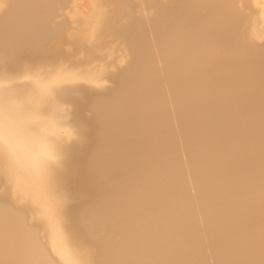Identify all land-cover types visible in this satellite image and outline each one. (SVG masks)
<instances>
[{"label": "bare ground", "instance_id": "obj_1", "mask_svg": "<svg viewBox=\"0 0 264 264\" xmlns=\"http://www.w3.org/2000/svg\"><path fill=\"white\" fill-rule=\"evenodd\" d=\"M54 1L56 0H9L10 9L7 15L0 18L1 45L9 42L19 31L41 33L40 29L44 27L46 18L51 14ZM178 1L179 9L176 20L172 24L169 23L168 25L167 23V27L163 24L165 28L161 25V28L155 31L156 51L144 47L147 45V37L143 27L139 25L140 22L133 25L134 27H130L129 25L134 24V20H130L132 23L128 26L134 28L132 38L127 34L119 36L114 33L116 28H108L107 18L110 16L107 17V15H111V12L117 8L118 0H99L97 15L95 14L96 16L91 20H82V22L85 21L84 24L89 27L90 31L85 40L77 39L76 41V38L71 36H68V39L61 38L62 40H56L55 43L49 45L44 44L35 51L21 53L13 64L8 65L9 70L21 71L18 72L21 75L41 63L43 65L51 64L52 68L57 69L61 59L71 57L75 52H80L79 59L97 62L106 54L110 46L119 43L128 44L130 41L134 42V64L126 74H122L121 79L119 78V83H117L119 87L115 89L117 91L113 92L112 96L108 95L111 97L107 96L108 98L106 97L104 100L94 102L96 105L94 106L93 103V108L90 107L93 111V122L90 121V124L92 122L91 127L95 125V131L90 130L91 133L88 132L87 135L91 136L92 140L90 137L88 139L92 141L93 148H91L86 160L82 161L83 166L80 169L77 168L81 175L75 177L78 182H74L73 185L76 184V186L74 188L71 186L74 195L88 193L89 190L86 191L88 183L94 184L95 188L97 186L96 189H101V191L97 190L102 192L98 193V198L102 195L100 196L102 198L98 200L99 204H97L98 202L93 203V207H91V209L94 208L91 212V215L94 213V222L99 220V217H107L106 213L108 211L109 214L110 211L107 210L110 209L107 207L108 204L113 205L112 207L115 206L121 209L126 207V209H129L126 210L127 213H130L129 215L126 213L129 218L126 217V219L121 214L125 211L122 210L121 212L120 209H118L120 211H116V213L121 212L118 214H121L119 216H122L121 218L124 220L130 219L131 225L129 228L126 227L129 223L127 220L128 223L122 221L125 225L121 226L120 221L119 227H125L123 229L118 227V232H115L117 228L113 229L115 237L117 233L121 232L119 239L116 238L118 241L114 239L115 243L113 239L109 240L104 237L107 240H103L101 247H99L100 245L97 246L101 252L99 254V264H250V260L246 256V259L241 257L239 251L234 247L238 245V242H247L243 238V231L247 227L245 224L248 219L255 218L257 220L259 216H264V194L259 201V197L262 195L260 193H263L264 190L263 192L260 191L264 188L258 191L262 187L260 185L256 191L257 193L260 192L257 194H260V196H254L259 203L255 204L257 209L253 212L248 211L246 213L244 207V210H242L241 204L243 201L240 205H237L238 203L236 204L234 198L241 190V193L245 195L246 189L244 191L243 189L248 187L244 182V177H241L243 173L237 175L241 173L236 172L240 169V167L238 169V166L251 161L249 168L245 165L246 169H244L249 173L254 171V174L261 165L264 166V55L262 54L264 52H254L247 49L249 47L243 48L240 46L242 44L239 43L238 38L241 36L242 24L243 27L245 26L243 30L247 32L250 20L248 24L246 22L244 25L242 12L238 13L237 8L239 5L235 0ZM234 1L237 7L232 4ZM100 29L104 31L101 34L98 33ZM73 38L75 39L73 40ZM69 40L73 41V44H67ZM242 42H245V40ZM2 76L10 77V74L6 71L2 73ZM11 77L13 78L14 75ZM58 77L55 76L54 79ZM14 82L19 83L17 80ZM2 83L5 85H0L6 86L8 82ZM10 87L4 93L0 91V100L3 101L7 102L8 98L15 96V99L11 100V105L7 102V106L10 105L8 111H11L10 108H12V113L9 112L10 123L1 126L6 130L7 137L9 135L20 136L23 134L22 131L36 128L38 123H44L41 120L26 121L18 114L27 112V115L34 109L31 110L29 104L31 96L28 98H25V96L36 93V96L45 102V105L51 103L55 98L62 97L58 95L61 93V88L58 89L55 84L51 83L42 86L40 92L31 91L26 86V88L12 85ZM103 98L101 97V99ZM70 99L71 108L73 107L75 113L73 112V117L71 115L72 111L69 109V113L71 112L69 115L74 119H67V121L72 120L70 126L77 130L83 128L80 113L77 112V107L80 109L81 106L78 105L74 97ZM44 110L52 112L56 108L45 107ZM67 121H62V123H67ZM57 131V125L49 130L36 129L31 136L26 135L24 139L28 145L33 144L31 145L33 147L36 144L38 146L35 155L32 157L27 156L28 159L25 158L19 162L9 161L6 166L1 163L0 264H94L92 257L95 253H98L94 251L96 248H92L93 246L85 241L86 237L82 236L84 239L81 237L82 234L80 235L78 231L79 227L74 226L76 224H66L61 220V207L66 208L70 203L63 201L65 200L64 196L60 194L54 200L52 195L47 193L43 181V174H45L46 169L42 168L41 170L36 163L37 160L46 159L48 156L47 150H56L59 144L69 141L68 136H59ZM67 132H69V129ZM73 132L75 134V130ZM69 134L72 135V132ZM75 135L72 136L74 138L78 137L77 140H79L80 137ZM3 136L5 137V133ZM20 137L19 139H22ZM75 142L74 140L73 144ZM71 143L68 142L66 145ZM73 144L71 145L74 146ZM23 146H26V144ZM179 146L187 157H191L190 159L194 156H197L198 160L201 157L206 159V157L214 156V158L212 157L213 161V159L218 158L219 153L226 152L224 157L220 156L221 162L218 164L216 162L217 166L213 165L215 168L212 171L209 170L210 174L207 167L205 171H202L205 174H202L201 169L203 167L201 166L198 175L202 174V178L209 174L208 177L212 176L211 178H214L213 176L217 175L218 177L215 179H219L220 176L221 180L220 184H216L217 190H214L215 185L211 186L214 182V180L211 182V179L205 183V186L201 185L204 186V191H208V195L201 190L202 195H206V197L202 199L200 196L199 200V196L198 198L195 196L196 200L198 199L194 203L198 207H195L196 210L192 208L193 202L196 200L191 202L192 206H189L192 209H190L187 204L189 201L177 197L176 200L180 198V203L184 204L185 207L188 206L184 210L183 207L181 208V204L173 202L171 198L174 195V200V197L182 195L180 192L185 189H178L180 191L178 192L176 191L178 187L187 186L186 183L182 185L184 181L177 188L176 186L173 187L174 184L170 186L171 183L177 181L179 183V180L185 178L184 175L188 180L191 176L187 177V174H183L185 170L183 169V163L180 161L179 153L181 151H179ZM212 161L210 162L212 163ZM227 163H229V167H232L227 169ZM185 165L189 170L193 166L192 164L189 168V165ZM194 165L196 164L194 163ZM56 167L59 171L62 169V166L60 168L59 165H56ZM194 168L196 167L194 166L192 169ZM224 168L226 169L223 170ZM197 169L199 170V167ZM112 173H117L119 176L122 174L123 178H120L119 182H113L116 180L114 178V180H110L112 176H109ZM234 173L237 174L234 175ZM259 173L255 176L260 177ZM56 174L60 176V173ZM247 174V172L244 173L245 178ZM203 175L205 176L203 177ZM255 176L254 178H256ZM250 179H253V177ZM194 180L191 182L194 183ZM255 180L252 183L256 182ZM165 181L168 184L164 185ZM193 183L192 185H194ZM195 185L198 184L195 182ZM248 185L250 190L252 186H255L253 184L252 186ZM172 187L175 188V193L178 192L179 194L171 195V192H174ZM212 187L214 188L211 189ZM165 188L170 192L168 193L171 196L169 200L172 203L171 205L168 204L170 205L168 207L171 209L167 214L165 209L166 215L164 218L161 216L162 219L160 218L156 223L155 216L151 218L154 214H143L146 211L144 205L151 199L148 200L150 194H154L155 198L153 199L154 196H152L150 202H152V205H156L157 208L158 206L161 208L160 205L164 198V202L169 201L168 197L162 194L166 190ZM163 189L165 190L163 191ZM14 190L15 195L13 194ZM250 190L248 189V191ZM158 191L162 193L158 194ZM235 191H239V193L237 192V194ZM192 192L194 194V190ZM233 192L236 193L234 198ZM189 193L186 192L185 194ZM220 193L224 195V197L222 195V199ZM192 195L188 196L193 199ZM217 195L221 201L219 200V203L216 204L213 199L217 198ZM243 195L242 197H245ZM250 195L253 197L252 194ZM166 199L168 201H165ZM241 199L247 201L246 198ZM181 200L186 203H182ZM173 203L177 206H174ZM252 204H254V201ZM94 205L98 206L94 207ZM179 205L182 209L181 212V209L175 208ZM105 206L107 207L106 211H104ZM142 206H144L145 211L142 208L141 213L143 212L142 214L146 218V215H148L147 221L149 218L154 220V224L153 222L149 224V221L148 224H144L147 222L143 223L140 217H138L139 219L136 218ZM115 207L113 208L114 211L112 210L113 216L116 214ZM151 208L148 207L147 211L148 209L153 211L154 207ZM153 212L157 213L158 211ZM113 216L109 215L108 221H112ZM158 217L157 219H159ZM239 218L247 221H244L245 224L242 221L238 222ZM263 218L261 217V219ZM82 219L78 221L81 227L85 226L84 228H86L90 225L93 228L88 220L86 222V218L85 221ZM253 219L251 220L253 221ZM90 221L93 224L92 218ZM108 221L105 220L106 223L111 225L114 219L112 222ZM263 221L260 220V223ZM141 222L145 228L142 224L140 225ZM114 225L116 226V224ZM261 226L264 225L261 224ZM258 228L256 231L259 230ZM89 230L91 232L92 229ZM63 231L70 235L69 240L76 242L71 244L68 239L62 236ZM248 231L249 229H247ZM57 234L62 246L64 244L69 245L67 248L60 250L54 244L51 248L46 246L47 236ZM90 234L92 235V232ZM253 234L254 232L248 235L254 236ZM258 236L260 238L263 235ZM250 244L249 242L248 246ZM241 246L240 248H242ZM261 246L260 248H264V244ZM247 251L250 254L253 253V255L254 253L256 255L257 252L254 248H249ZM244 253L246 254V251ZM255 262L257 263V260ZM95 264H97V260Z\"/></svg>", "mask_w": 264, "mask_h": 264}, {"label": "rangeland", "instance_id": "obj_2", "mask_svg": "<svg viewBox=\"0 0 264 264\" xmlns=\"http://www.w3.org/2000/svg\"><path fill=\"white\" fill-rule=\"evenodd\" d=\"M98 1L99 0H56V1H54V4L52 5L53 7H52V10H51L52 11L51 14H49L50 16L48 15V17L46 18L44 27L40 29L41 33H38V32L34 33V32H30V31H25V32L24 31H19L13 36L12 39H10L9 42L4 43L3 45H1L2 43H0V84L5 85L2 82H5V83L8 82L9 83V84L6 83V86L0 85V91H2V93H4L5 90L10 89L11 85L12 86H17V87H25L26 86L31 91L40 92L41 87L45 86L48 83L55 84L58 87V89L61 88L60 92L62 93L61 94L59 92L60 94H58L59 96H62L61 98H59V97H58L59 99L55 98V100H52V102L47 104V105H45V102H43L39 97L36 96L37 95L36 93L28 94L27 97L25 96V98H28V97L31 96V102L29 104H30L31 110H32V108H34V109H33V111L31 113H29L27 115H26L27 112H23V113L20 112L18 114L21 117H23L24 120H26V121L35 122L37 120H41L44 123H38L36 128H29L28 131H22L23 134L20 135L22 137L15 136V135H9L7 137L6 130L3 127H1L2 125H0V132L2 134L5 133V137L7 138L8 142L11 144V147H12V156H11V158L8 161L0 160V169L2 168V165L6 166V164L9 161L19 162V161H23L25 158L28 159L27 156L28 157H32L33 155H35V151H37L38 146L36 144H34L35 147L34 146L32 147L31 145H33V144L28 145L27 142L24 141V139L26 138L25 137L26 135L31 136L36 129L37 130H49L50 128H52V127L57 125V127H58L57 133L59 134V136H61V135L62 136H68L67 138L69 139V141H67V143L68 142L71 143L72 139L74 138V136H72V135H75L77 133L76 135L79 136L80 138H79V140H77L78 137L74 138V140L76 141L75 144H73L74 140L71 143L74 146H72L71 144H69L71 146L66 145L67 143L63 142V143L59 144L61 146L58 145V148L56 150L55 149L47 150L46 152H48L47 153L48 156L46 157V159L45 160H41V161L37 160L36 163H37V166L41 170H42V168L46 169L45 174H43L44 175L43 181H44V185H45L47 193L52 195L54 200L57 199L58 194H60V195L64 196L65 200H63V201H67V202L70 203L69 204L70 206L68 205L66 208H63V206L61 207V209H60L61 220L64 221L66 224H70V225L76 224L74 226L76 228L79 227L78 231L80 232V235L82 234L81 237L82 236L86 237L87 239L85 238L86 239L85 241L86 242L88 241L87 243H90V245L93 246L92 248H96L94 251L95 252L97 251L98 253L94 252L95 254L92 257L93 258L92 262L94 264L96 263V260H97V264H99V260H100V255L99 254L101 252L99 251L98 248L102 246L101 243L103 242V240L106 241L107 239H109V240L110 239H113V240L115 239L116 241H118L116 238L119 239L121 232L119 234L117 233L116 237H115V232H118L119 224H121L122 221H124V223H126V224L129 221V223L127 224L128 226H126V227L129 228V226L131 225L130 224V219L129 220L127 219L128 221L124 220V219H126V217L129 218L128 215L130 213H127L128 211H126V210L128 208L126 209V207L120 206V207L124 208V209L123 208L121 209V208H118V207L114 206L115 209H116L115 213H116V211H120V210H121V212H122V210L125 211V212H122V213L121 212H117L113 216L112 210L114 211V209H113L114 207H112L113 205L110 206V204H108L107 207L110 208V209H107V210H110V211H109V214H108V211H107V213H106L107 217H105V218L104 217H99L98 218L99 220H95V222H94V218H93L94 217L93 216L94 213H92V215H91V212H92V210H94V208L91 209V207H93L92 206L93 203L94 204L97 203L98 200H100V198H102V197H100L102 195H100L99 198H98V195H99L98 193H102V192H100L101 189L100 188L96 189L97 186L95 188L93 183H92L93 185H91V183H88L87 185L85 184L86 187L88 188L86 191L89 190L88 193H86L84 195H74L72 193V191H71V186L73 188L76 186V184L73 185L74 182L75 183H76V181L78 182V179L75 178V177L76 176L79 177L81 175L80 171L77 168L80 169V167L83 166L82 161L86 160L87 156H89V154L91 152L90 151L91 148H93V143L91 141L92 140L91 136L87 135L88 132L91 133V131L95 129V125L94 124H93L94 126L91 127L92 122H93L92 121V117H93V113L92 112L93 111H92V109L90 107L93 108L98 101L106 99V97L108 95L112 96L113 95L112 93L113 92L115 93L117 91V90L115 91V89H118L117 87H119V85L117 83H119V80L122 78V76L124 74H126L127 71H129L131 69L132 65L134 64V62H133V61H135V56H134L135 53H134V47H133V43L134 42L130 41L128 44L119 43L117 45L110 46V48L107 49L106 54L103 55V57L97 62H92V61L89 62V61L83 60L81 58L79 59L80 52H75L73 56L61 59L59 61L58 65H57V69H55L54 67L52 68L51 64L43 65L42 63L41 64L37 63L38 65H35L32 68V70H29L28 72H25L24 74L21 75L20 73H18V72H21V71H17L15 69L9 70L8 65L13 64L15 62V59L23 52L25 53L26 51L27 52L28 51H35L39 47L41 48V46H43L44 44L45 45L53 44V42L55 43L56 40L57 41L59 39L62 40L64 38H67L68 36L69 37L70 36L71 37H75L76 41H77V39L85 40L89 36L90 31H89V27L84 24L85 21L82 22V20H85V19L86 20H91L97 15V12H98L97 8L99 7V4H98L99 2ZM235 1L239 5L238 6L239 9L237 8L238 13L242 12L241 13L243 15L242 22L244 23V25L246 24V22L248 24V21L250 20L249 24H248L249 30H247V32H245V30H243L245 28V26L243 27V24H242V30L240 32V35L243 36V37L239 36V38H238L239 39V43L242 44L240 46H242L243 48L249 47L247 49H250L251 51H254V52L255 51L259 52V53L264 52V0H235ZM235 1H234V3H232L233 5L236 3ZM178 3H179L178 0H118L117 8L113 12H111V15H109V14L107 15V17L110 16L109 18H107L108 19L107 26H108V28L109 27L110 28H114V29L116 28V32L114 31V29H113V31H114L115 34H117L119 36L123 35V34H127V35L131 36V38H132L133 37V35H132L133 32L132 31H133L134 28H130V27H134L133 25H136L137 22L138 23L140 22L139 25L143 27L145 36L147 37V45L144 46V47L150 48V50L156 51L157 47H156V35H155L156 32L155 31H156V29L161 28V25L163 26V28H165V25L167 27V23L169 25V23L172 24L176 20L175 18H177L176 15H177L178 9H179L178 8ZM2 4H3V6H0V18H2L5 15H7L8 11L10 9L9 0L2 1ZM235 7H237L236 4H235ZM239 10H240V12H239ZM172 19H173V21H171ZM130 20H134L133 21L134 24L129 25L130 23H132V21H130ZM163 24H165V25H163ZM154 26L157 27V28H155ZM145 28H147V29H145ZM118 29H119V31H118ZM249 31H250V33H249ZM103 32L104 31L102 29L98 30L99 34H101ZM152 32H153V34H151ZM65 34H66V36H64ZM124 37H123V39H124ZM240 37H241V39H240ZM75 38H73V40ZM242 38H245V39H242ZM66 40H64V41H66ZM240 40H241V42L245 40V42L241 43ZM153 42H155V43H153ZM67 44H69V45L73 44V41L69 40V42H67ZM262 54L264 55V53H262ZM121 59H123V61H124L122 64L120 63ZM6 71H7V73L10 74V77H8L9 75L6 76V77L2 76V73L6 72ZM13 75H14V77L12 78L11 76H13ZM15 75L17 77L18 76L19 77L15 78ZM55 76H57V77L59 76L58 77L59 79L58 78L54 79ZM70 77H72V78H70ZM63 78H64V80H63ZM16 80L19 83L14 82ZM13 83H15V84H13ZM59 83L60 84L62 83V84L60 85ZM58 84H59V86H58ZM63 86H64V88H63ZM62 88H63V91H62ZM63 95H66V96H63ZM111 96H108V97H111ZM14 97L7 99V102L10 105H11V100L15 99ZM73 97L75 98V101L78 103V105L81 106L80 109L77 107V112L79 111V113H80V121L83 124V128H80V129H77V130H76V128L70 126L71 125L70 122L74 119V118H72L70 116L75 113L74 109H72L73 107L71 108V99L70 98H73ZM101 97L102 98L104 97V98L101 99ZM94 102H96V103H94ZM93 103H94V106H92ZM10 105L8 107H10ZM44 105L47 108H56V110H53L54 111V112L52 111L53 113L51 111H49V110H44L45 107L42 108V106H44ZM69 109H70V111H72V113L70 112L71 115H69L70 114L69 113ZM10 110L11 111H8V112L12 113V108H10ZM71 118H72V120L70 122H68L67 119L70 120ZM64 120L67 121V123H62V121L65 122ZM90 121H92L91 124H90ZM59 124H60V126H59ZM67 124H68L69 127L67 126ZM68 129H69V132H67ZM81 129H83V130H81ZM74 130H75V134L73 132ZM70 132H72V135L69 134ZM81 132H82V134H81ZM65 134H67V135H65ZM69 136H70V138H69ZM19 137L22 138V139H19ZM89 137H90L91 140L88 139ZM178 137H180V136H178ZM70 139H71V141H70ZM179 143H181V142L179 141ZM24 144H26V146H23ZM34 148H36V149L33 150ZM179 151H181V152L179 153ZM179 151H178V153H179L180 161L183 163V169L185 170V172L183 174H187V177L190 176V175L191 176L189 177V180H188V178H186V175H184L185 178H183V176H182L183 179L181 181L179 180V183H178V181L177 182H173V183L170 182L171 183L170 186H172L174 184L173 187L176 186V188H177L179 185H181L182 181H184V183H182V185H184L186 183V185H187L186 187L187 188L185 186H183L185 188L180 186L176 190V191H178V189H180V190L181 189L182 190L185 189L182 192L178 191L184 196L182 197V195H178L179 193L176 192V193H178L177 194L178 196H176V198L174 197V200H173V196H174L173 194H176L175 193V188H173V187H172V191H174V192H171L172 193L171 195H173L172 197L168 194L170 192H168V190L166 188H165L166 190L163 189V191L165 190L164 191L165 193L164 192L163 193L161 192V193L164 194L165 197H168L167 198L168 200L171 197L172 201L173 202H177V204L178 203L181 204L180 203V198L181 199L184 198L185 201L187 200V201L190 202V203L189 202L187 203L188 206L189 205L192 206L191 202L196 200L195 196L197 198L199 196V200H200V196L203 199L204 197H206V195H208V191H204L203 187L206 185L205 183H207L209 181V179H211V182H212V180H214V182H212V185H211V182H210V185L211 186L215 185L214 186L215 188L212 187L211 189H213V188H214V190L218 189V187H216V184H220L219 183L220 180H221L220 176H219V179H215V178L218 177L217 175H214L213 176L214 178H211L212 176L208 177V176H210L209 175L210 174L209 170L212 171L213 168H215L213 165L217 166V164L221 162V157H224V153H226V152H223V153L221 152L222 154L219 153L218 158L213 159V161H212V157L214 158V156H212V157L210 156L211 160H210V157H206V159L201 157V158H199L200 160H198L197 156L196 157L194 156L195 159L194 158L190 159L191 157L190 156L187 157V155H185V153L182 151L180 146H179ZM181 155H182L183 158L181 157ZM197 160H198V162H197ZM203 160H205V161H203ZM206 160H209V161L207 162ZM216 160H219V161H216ZM184 161H186L187 163L186 162L184 163ZM210 161H212V163ZM216 162H217V164H216ZM250 162L251 161H248V163L245 162V165L248 168H249ZM1 163H2V165H1ZM191 163L193 164V166H191V170H189L188 167H186L185 164L189 165V168H190V165H192ZM194 163L196 165H194ZM199 163L201 164L200 166H199ZM56 165H59L60 168L62 166V169H60V171H59L57 169ZM226 165H225L226 168L228 167L227 169L232 167V166H230V167L228 166L229 163H227ZM242 165H243V168H242ZM245 165L241 164V166H238V169H239V167H240V169L239 170L237 169L238 171H236V172H238V173L241 172V173L240 174L234 173V175L235 174L241 175L243 173L241 177H244V180H245L244 182L248 186V187L245 186L246 188L243 187L244 188L243 191L246 189L247 192L245 190V193H244L245 195H243V193H241L242 190H241L240 193H239V191H235L236 193L238 192L239 194L237 193L238 195H236V193L233 192L234 193L233 194V198L236 195L235 196L236 200L234 198V201L236 202V204L238 203L237 205H240L242 203V201H243V203L241 204L242 205V210H244L243 209V207H244L245 208V212L247 213L248 211L253 212V211H255L257 209V206L255 204H257V202L259 203V201L261 200V198H262V196L264 194V192H263L264 189H262V188H264V186H263L264 185V182H263L264 181L263 180L264 179L263 178L264 166L261 165L260 166L261 169L260 168H258V170L256 169L257 171H255V174H254V171L250 172L252 174V176H251L249 171L245 170L246 169ZM194 166L196 168L192 169ZM201 166L203 167V169H201L202 168ZM198 167H199V170L197 169ZM206 167L208 168L207 170H208L209 174L206 171V173L208 175H206V176L203 175V177L204 176L205 177L202 178L201 177L202 174H205V172L203 173L202 171H205ZM186 168L188 169V171H187ZM226 168H224L223 170H225ZM200 169H201L202 174L198 175V173H200L199 172ZM259 169L261 170V172H260ZM191 172L194 173V174H192ZM245 172H247L249 174V175L247 174L246 178H245V175H244ZM56 173H60V176H58V174H56ZM117 173H119V172H117ZM117 173L116 174L112 173L113 175L110 174L109 176L110 177L112 176L111 177L112 179L109 177L110 180H114L115 179L116 181H113V182H117V181L119 182L120 181L119 179L123 178L122 174H120V176L122 175V177H120ZM258 173H259L260 177H256L255 176ZM229 174H230V172H229ZM197 175H198V177L200 176V178H198ZM261 175H262V177H261ZM193 176L195 177V180H194ZM231 176H232V174H231ZM254 176L256 178H254ZM237 177H240V176H237ZM247 177H249V178H247ZM251 177H253V179H250ZM196 178H198V179H196ZM260 178H262L261 181H260ZM257 179H258V182H257ZM192 180H194V183L191 182ZM254 180L257 183L256 182H254L255 184L252 183ZM195 182L198 185H199V183H201L199 185V190H198V185L196 186ZM192 183L194 185H192ZM166 184H168V183L165 181L164 185H166ZM248 184H250L251 186L253 184L255 186H252V189L250 190V186ZM201 185H204V186H201ZM260 185L262 187L258 190V187H260ZM256 186H257V188H256ZM201 188H203V189H201ZM186 189H188L191 192L189 193V191H187ZM248 189L250 191H248ZM253 189L255 190V192H254ZM97 190H100V191H97ZM193 190H194V194L192 192ZM201 190H203V193H206L205 196L202 195L203 193H202ZM257 190L258 191L261 190L260 192H263V193L258 192V193L262 194L261 196H260V194L257 195L258 194L256 192ZM183 192H184V194H183ZM186 192L189 193V194H185ZM195 192H197V193H195ZM161 193L158 191V194H161ZM218 194H219V192H218ZM250 194H252L253 197L254 196L255 197H259L260 196L259 197V201H258L257 198L251 197ZM188 195H190V196L192 195L193 199H191L192 197H189ZM222 195H223V193H220V198L221 199H222ZM242 195L245 196V197H242ZM152 196H154L153 199L155 198L154 194L153 195L150 194L148 200L151 198L150 200L152 201ZM160 196H162V195H160ZM237 196H239V197H237ZM177 197H180L179 200H176V199H178ZM207 197H209V196H207ZM223 197H224V195H223ZM248 197H249V199H247ZM217 198L213 199V201L214 200L216 201V204L219 203V200H220L218 195H217ZM241 198H246L247 201H245V199H241ZM159 199H160V197H159ZM164 199H163V201H162V203L160 205V206H162L161 208L159 206L157 208L156 205L155 206L152 205V202H150V200L147 201L148 203L150 202V204L146 203L144 205L145 208H146V211L143 208L144 206H142L140 208V210L138 212V216L136 218L140 217V219H141V221L143 223L147 222V223H144V224H148L149 222H150L149 224H152V222L154 224L155 223L154 220L157 223L158 220H160L161 216H162V218H164V216L167 214V212L171 209L169 207H170L172 202L170 200L168 201L166 199L165 201H168L166 203V202H164ZM197 200L195 202H193V206H192V208H194L195 210L198 208L194 204V203L197 202ZM217 200H218V202H217ZM250 200L252 202L254 201V204H252V202ZM185 201L181 200L182 203L183 202L186 203ZM160 202H161V199H160ZM97 204H99V202ZM168 204H170V205H168ZM173 204H172V207H173ZM177 204H174V206H177ZM248 204H250V205H248ZM150 205L152 206V208H151ZM246 205H248V206H246ZM95 206H98V205H94V207ZM188 206L186 205L187 208H188ZM191 206H189L190 209H192ZM251 206H254V207H251ZM107 207L105 206V208H104L105 210L104 211H106ZM148 207L151 208V209H153V207H154L153 211L157 210L158 212H161V213L159 214L158 212L156 213V212H153L152 210L150 211V209H148V211H149L148 212L147 211ZM182 207H183V209L184 208L187 209L184 204H181V208ZM195 207H197V208H195ZM142 208H143V211H145V213L142 212L143 214H147V213H148V215L151 214V213L154 214L152 216L150 215L151 218L155 216L154 220L149 218L148 219L149 222H148L147 221L148 215H146L147 216V218H146L145 215H143L141 213V209ZM162 208H163V210H161ZM175 208L176 209L177 208L181 209L180 205L178 207H175ZM118 209H120V210H118ZM165 209H166V214H165ZM181 211H182V209L180 210V212ZM118 213H121L122 216H124V219L121 218L122 216L121 217L119 216L121 214H118ZM124 213H125V215H124ZM106 214H104V216H106ZM155 214H158V215H155ZM161 214H163V215H161ZM109 215L113 216L112 221L114 219L113 223L116 224V226L113 223H111V225L113 224L114 227L111 226L110 223L109 224L106 223L108 221V219H109V217H108ZM144 217L146 218V220L144 219ZM157 217L159 219H157ZM261 217L263 218L264 216H261ZM261 217L259 216L260 220L263 221L264 218L261 219ZM76 218H79V219L76 220ZM85 218H86V222L88 220L89 221L88 223L91 224V226L93 225V228H91L90 225H89V227L87 226L89 229H92V230L94 229L93 230L94 233L91 230L92 235L90 234L91 232H90V230L87 227L84 228L85 226L81 227L78 224L79 223L78 221L80 219L85 221ZM91 218L93 219V224L90 223L92 221V220L90 221ZM259 218L258 219L256 218L257 220H255V218L254 219L250 218V219H248L249 223L246 222L247 220L246 221L244 220L246 222V224L242 220V218L241 219L239 218L237 220L238 222L242 221L247 226V227H245V230L243 231V233H244L243 238L246 239L248 243L246 241H243V243H241V242L239 243L238 242L237 244L239 246L236 245V247H234V249L239 251V255L241 257L245 258V256H246L247 259L250 260L249 261L250 264H253V262L255 264L256 260H257L256 264H259L260 262H262L264 264V251H263L264 248H260V247H262L261 245L264 244L263 243L264 242V239H263L264 238V226H261V224L264 225V221L262 223H260ZM120 219H122V220H120ZM251 219H253V221L254 220L255 221L253 222ZM105 220H106V222H105ZM258 220H259V222H257ZM109 221H111V220H109ZM120 221H121V223H120ZM104 222H105V225H104ZM142 222L140 223V225L142 224L143 228H145V226H144V224ZM251 223H252V225H251ZM106 225H110V226L107 227ZM122 225H125V224L122 223L121 226ZM250 226H252V227H250ZM255 226L257 228H258V226H260L261 229H260V227L258 228L260 231L259 230L256 231L257 228ZM124 227L125 226H123L122 228L119 227V229L120 228L123 229ZM114 228H117L115 232L113 230ZM246 228L249 229L248 232L250 234H252V232H254V234H253L254 236L248 235L249 233L247 232ZM110 229L113 230V231H111ZM106 230L108 231V233L109 232H111V233L108 234ZM63 232L64 233H62V236H64V238L69 240L70 239V235L67 234L66 231H63ZM46 235H47V232H46ZM89 235H91V236H89ZM104 235H106V236H104ZM109 235L110 236L112 235L111 238H109L110 237ZM258 235H263V236L262 237L260 236V238H259ZM245 236H246V238H245ZM104 237H106L107 239H104ZM47 238L48 239L46 240L45 243H46V246L49 247V248H51L53 246L52 244H54L56 246V248H58L60 250L63 249V248H67L69 246L68 244H64L62 246V244L60 242V239L58 237V234L57 235H49V237L47 236ZM52 239H53V243H52ZM101 239H102V241H100ZM115 240L113 241L114 243H115ZM69 241H70L71 244L72 243L74 244L76 242L74 240H69ZM235 242H236V240H235ZM245 242H246V245L244 244ZM249 242L251 243L250 246H248ZM98 243H100V244H98ZM240 245H242L241 246L242 248H240ZM97 246H99V247H97ZM249 248H254V250L257 251L256 255H255V253H254V255H253V253L250 254L247 251ZM240 249H242V250H240ZM244 249H247V250H244ZM245 251H246V254L244 253ZM98 256H99V258H98ZM254 258H256V259H254ZM94 259H96V260H94Z\"/></svg>", "mask_w": 264, "mask_h": 264}, {"label": "clouds", "instance_id": "obj_3", "mask_svg": "<svg viewBox=\"0 0 264 264\" xmlns=\"http://www.w3.org/2000/svg\"><path fill=\"white\" fill-rule=\"evenodd\" d=\"M0 6H3L2 0H0ZM124 61L121 59L120 63ZM10 123V115L8 112L7 102L0 100V125H6ZM12 156V147L8 140L0 133V160L8 161ZM15 195V190L13 191Z\"/></svg>", "mask_w": 264, "mask_h": 264}]
</instances>
